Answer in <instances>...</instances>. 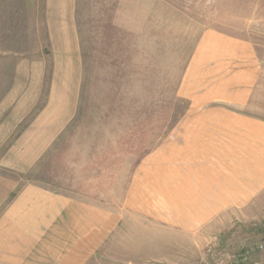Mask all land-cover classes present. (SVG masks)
<instances>
[{
  "label": "crops",
  "instance_id": "1",
  "mask_svg": "<svg viewBox=\"0 0 264 264\" xmlns=\"http://www.w3.org/2000/svg\"><path fill=\"white\" fill-rule=\"evenodd\" d=\"M76 1L44 0L53 37L71 40L65 64H53L47 105L33 113L46 71L42 61L18 62L0 94V151L8 152L0 166L17 174L35 167L77 114L83 65L74 42ZM0 6V37L19 36L27 0H0ZM262 76L253 43L208 30L177 89L186 109L174 116L147 111L140 128L131 121V143L140 131L152 145L127 174L115 164L112 175H78L67 189L36 181L19 187L16 177L0 175V264H88L135 221L198 236L221 216L249 208L264 192Z\"/></svg>",
  "mask_w": 264,
  "mask_h": 264
},
{
  "label": "rangeland",
  "instance_id": "2",
  "mask_svg": "<svg viewBox=\"0 0 264 264\" xmlns=\"http://www.w3.org/2000/svg\"><path fill=\"white\" fill-rule=\"evenodd\" d=\"M45 20L44 0H27L22 33L0 37V94L12 83L18 62L45 64L33 113L47 105L53 64H65L71 44L53 37ZM75 28L83 65L77 114L30 171L17 174L0 166V175L16 177L19 187L36 181L67 189L78 175H112L115 164L127 174L152 145L140 131L131 143V121L140 128L147 111L174 116L186 109L188 102L176 97L177 89L197 41L208 30L253 43L263 67L257 92L264 102V0H77ZM6 153L0 151V164ZM135 222L118 231L88 264H264V192L249 208L221 216L198 236Z\"/></svg>",
  "mask_w": 264,
  "mask_h": 264
}]
</instances>
